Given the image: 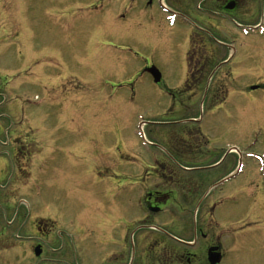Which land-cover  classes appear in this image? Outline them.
Listing matches in <instances>:
<instances>
[{
    "label": "rangeland",
    "instance_id": "374dc122",
    "mask_svg": "<svg viewBox=\"0 0 264 264\" xmlns=\"http://www.w3.org/2000/svg\"><path fill=\"white\" fill-rule=\"evenodd\" d=\"M17 1L19 7L15 0L0 1V28L5 22L12 27L16 21L21 24L16 39L0 43V69L5 70L0 71V83L10 84L0 90V264H56L69 246L62 242L78 236L70 231L74 228L62 222L51 227L48 221L53 212L58 216L78 213L96 199L108 204L115 188V173L117 169L122 172L128 162L162 157L169 160L165 151L172 160H179L157 138L168 128L162 122L173 120L167 113L162 115L160 89L152 83L127 88L131 70L127 66L133 61L134 70L137 58L154 63L165 86H175L169 77L171 70L150 48L153 42H160L165 61L175 65L180 43L190 28L180 17L159 10L154 24L146 19L136 21L128 6L130 0ZM13 10L17 16L11 14ZM258 11L256 21L262 15L264 22V1ZM235 32L241 31L224 23L209 33L215 37L220 34L232 43ZM29 33H35V37ZM39 37L41 40L36 39ZM74 39L79 40L80 47L90 49L88 53L77 51L87 55L85 63L89 66L71 68L64 60V56L71 57L73 49L67 42ZM240 39L247 48L254 45L252 38ZM57 52L61 59L50 60V55ZM107 56L112 58H107L111 73L106 67ZM262 61L257 67V59L251 58L253 71L247 73L240 87H227L225 107L211 121L213 127L227 124L224 134L218 130L223 140L216 143L218 134L214 130L211 144H225V149L234 153L232 145L246 148V192L239 198L247 199L245 207H240L249 208L250 216H246L242 235L259 244H248L236 264L256 258L254 263L264 264V211L253 207L260 203L264 207V180L254 170L258 165L254 157L264 162V88L248 91L249 86L264 83V69L258 71L264 68V54ZM60 63L65 67L58 71L51 68ZM38 68L47 69V75L65 83L46 86V80L36 74ZM92 76L102 84L96 86ZM244 90V97L237 93ZM94 94L103 97L93 102ZM238 98L241 102L234 101ZM212 110L206 109L203 114L204 106H199L200 116H211ZM31 140L37 146H30ZM161 148L165 151L159 152ZM126 171L139 176L135 167ZM117 182L120 185V177ZM37 220L42 223L34 227ZM50 238L57 244L46 245ZM36 242L42 243L40 260L33 256ZM91 248L95 253L99 250ZM70 250L74 256L79 255L77 245ZM85 250L82 264H100L93 251Z\"/></svg>",
    "mask_w": 264,
    "mask_h": 264
},
{
    "label": "flooded vegetation",
    "instance_id": "af4514ba",
    "mask_svg": "<svg viewBox=\"0 0 264 264\" xmlns=\"http://www.w3.org/2000/svg\"><path fill=\"white\" fill-rule=\"evenodd\" d=\"M263 1L130 0L128 6L136 21L146 19L154 24L156 11L159 10L165 15L180 17L190 28L180 43L175 65L165 61L160 42H153L150 48L158 52V59L171 70L169 77L175 81V86H165L163 76L154 63L137 58L134 70L133 61L127 66L131 68L127 88L152 83L160 89L162 115L167 113L173 120L162 122L161 125L168 128L161 130L157 138L179 160H172L164 148V156L169 160L162 157L148 159V162H128L122 172L117 169L115 173V188L108 204L96 199L91 200L89 208H83L78 213L58 216L53 212L48 223L53 227L55 222H62L69 229L74 228L70 231L78 236L77 239L72 238L62 244H68L70 248L77 245L79 253L74 256L68 246L56 264H82L86 247L91 251V247H99L93 255L100 264H236L248 244H259V241L251 242L242 235L246 216L250 212L249 208L240 207H245L247 199L239 198L246 192L245 169L240 167L245 159V147L233 145L232 148L237 149L234 153L226 150L225 144H211L214 142L211 137L214 130L218 134L217 143L223 140L227 126L221 123L213 127L211 121L225 107L227 87L230 84L234 88L240 87L247 73L253 71L250 69L251 58L257 59V67L262 66V15L256 20L259 4ZM16 3L19 7L20 1ZM23 5L26 7L25 1ZM224 23L233 30L241 31L234 33L233 38L236 39H231L232 43L220 34L215 37L209 33L218 30ZM20 25L17 21L13 27L9 22L3 23L2 41L16 39ZM240 38H252L254 45L247 48L240 43ZM36 39L41 40L40 37ZM78 42L77 39L67 42L71 43L73 51L71 57L64 56V60L70 62L71 68L89 66L85 63L87 55H79L77 51L82 49L88 53L90 49L80 47ZM108 57L111 58L106 57V67L110 70ZM60 59L58 52L50 55V60ZM61 67L65 64H56L51 68L58 71ZM212 73H218L213 80L210 78ZM36 74L40 80H46V86L53 85L47 69L38 68ZM157 76L160 81L155 84L153 80ZM91 79L93 82L96 80V86L102 84L93 76ZM8 87L6 82L0 83V90ZM237 93L244 97V91ZM102 97L91 95L93 102ZM234 101L241 102L239 98ZM200 105L205 111L213 109L211 116H199ZM79 123H82L81 116ZM32 143L35 141L32 140ZM158 151L164 152L162 148ZM129 167H135L139 176L126 171ZM254 170L264 180L261 169L256 167ZM119 177L120 185L117 182ZM248 206L253 205L249 203ZM253 207L257 206L254 204ZM105 219L107 221L102 223ZM41 223V220L35 221L34 227ZM57 242L50 238L45 244L54 246ZM41 245V242H36L33 252L39 260L43 253ZM254 260L256 262L257 258ZM254 262L249 260L246 264Z\"/></svg>",
    "mask_w": 264,
    "mask_h": 264
},
{
    "label": "water",
    "instance_id": "95a60500",
    "mask_svg": "<svg viewBox=\"0 0 264 264\" xmlns=\"http://www.w3.org/2000/svg\"><path fill=\"white\" fill-rule=\"evenodd\" d=\"M252 89H255V87H253Z\"/></svg>",
    "mask_w": 264,
    "mask_h": 264
}]
</instances>
